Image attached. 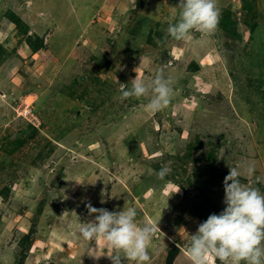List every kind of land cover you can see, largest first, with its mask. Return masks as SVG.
I'll return each mask as SVG.
<instances>
[{"label": "rangeland", "instance_id": "374dc122", "mask_svg": "<svg viewBox=\"0 0 264 264\" xmlns=\"http://www.w3.org/2000/svg\"><path fill=\"white\" fill-rule=\"evenodd\" d=\"M178 4L0 0V264H111L78 232L88 204L135 207L160 228L151 264L174 244V264H192L191 234L226 206L230 168L264 192V0H218L216 32L180 41L167 33ZM157 71L174 81L167 108L120 99L121 83Z\"/></svg>", "mask_w": 264, "mask_h": 264}, {"label": "clouds", "instance_id": "9594fccd", "mask_svg": "<svg viewBox=\"0 0 264 264\" xmlns=\"http://www.w3.org/2000/svg\"><path fill=\"white\" fill-rule=\"evenodd\" d=\"M177 7L178 19L167 28L168 35L175 40H189L194 32L202 35L216 32L220 17L218 0H179ZM119 92L121 100L146 98V110L155 114L167 108L174 98V81L162 71L151 79L137 74L131 87L121 83ZM255 170L254 162L244 169L249 177L254 176ZM170 171L165 165L158 177L163 179ZM240 176L238 167L230 168L223 181L226 206L219 214H210L191 234L187 255L192 264H210L213 260L220 264H264V192L241 183ZM179 191L178 187L169 197ZM87 208L95 217L82 222L78 232L88 245L94 242L99 249L98 254H90L94 260L107 257L111 264H123V258L133 264H151L149 250L160 229L158 224H138L135 207L109 211L88 204Z\"/></svg>", "mask_w": 264, "mask_h": 264}, {"label": "water", "instance_id": "95a60500", "mask_svg": "<svg viewBox=\"0 0 264 264\" xmlns=\"http://www.w3.org/2000/svg\"><path fill=\"white\" fill-rule=\"evenodd\" d=\"M181 253V247L177 244L172 245L166 251L163 264H174L177 256Z\"/></svg>", "mask_w": 264, "mask_h": 264}, {"label": "trees", "instance_id": "16d2710c", "mask_svg": "<svg viewBox=\"0 0 264 264\" xmlns=\"http://www.w3.org/2000/svg\"><path fill=\"white\" fill-rule=\"evenodd\" d=\"M15 21H18V19H15ZM26 42L34 52H36L37 50L41 49L44 46L41 38H36L35 40H32V37L29 36L27 37ZM28 239H29L28 234H26L24 236V241L28 243Z\"/></svg>", "mask_w": 264, "mask_h": 264}]
</instances>
